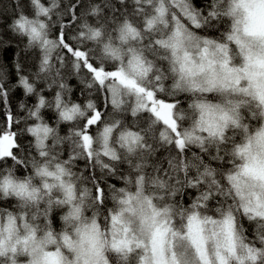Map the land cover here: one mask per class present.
Here are the masks:
<instances>
[{
    "label": "snow or ice",
    "instance_id": "obj_1",
    "mask_svg": "<svg viewBox=\"0 0 264 264\" xmlns=\"http://www.w3.org/2000/svg\"><path fill=\"white\" fill-rule=\"evenodd\" d=\"M29 4L30 13L17 0L11 29L42 50L40 72L63 51L61 63L86 70L110 111L57 92V127L76 122L62 137L40 115L52 107L40 96L27 148L7 113L0 163L13 165L0 170V201L16 203L0 208V264H264V0H210L206 13L192 0H103L79 14L83 0H69L71 20L97 18L71 40L67 25L49 38L58 0ZM208 29L219 37L199 34ZM81 159L124 186L73 172ZM21 166L28 175H16Z\"/></svg>",
    "mask_w": 264,
    "mask_h": 264
},
{
    "label": "trees",
    "instance_id": "obj_2",
    "mask_svg": "<svg viewBox=\"0 0 264 264\" xmlns=\"http://www.w3.org/2000/svg\"><path fill=\"white\" fill-rule=\"evenodd\" d=\"M44 2L46 6H51V0H44ZM113 2H115V0H113ZM209 2L210 0H192V3L195 5V7L201 9L205 13L208 10ZM16 3L17 0H0V73H2V75H0V85L4 87V90L7 93V102H5L3 98H0V127L5 125L6 115L9 111L12 113L14 120H16V111H18L17 107L19 104L17 102L18 97L20 96V91L18 89H12L16 82H18V80L15 79L16 77H24L28 80L29 83L33 85L34 93H32L31 95L34 99L35 105L38 104L39 97L43 96L46 103L51 102L53 106L55 102L53 95L57 93H51L50 91L54 88V86H59L61 83H66L67 87L69 88L66 77L64 75V71L59 70L60 68H62V65L60 64L61 61L58 58L59 56L56 57L59 53H53L51 55V67L49 69H46L47 74L44 73L37 75V69L40 67L43 56L41 49L37 46L30 45L27 36L15 33L11 29V25L16 18L15 13L19 11V9H16L15 7ZM21 3L22 6H26L25 11L30 13L31 6L29 4V0H21ZM58 3L61 6L53 10V16L51 20L53 30H50L49 36L56 34L57 31L60 30L61 25H67V36L68 39L71 40L72 36L77 34L78 30L80 29V25L84 22V19H86L89 24H92L93 21H95L94 24L97 23V18L91 15L85 16L79 21L71 20L69 15H64V8L68 5L69 0H58ZM83 4L84 7L78 9V14L80 12L87 11L91 7V5H102L103 0H83ZM105 12L107 13V9H105ZM107 14L111 15V13ZM221 31H223V29H221ZM199 34L219 37L220 32L216 31L215 29H208L206 32H199ZM90 44L91 43H89V45ZM17 65H19V68H17ZM78 74L82 76L83 79L81 78L80 83L72 87L77 88V90L71 93L70 100H72L73 102L74 99H77V101L80 102V105L83 108H85V106H83L81 102L91 101L98 106V110L110 111V108L105 110L103 107V105L105 104L104 93L98 92L95 86L93 88L87 87V81L89 77L87 76L86 70L80 71ZM168 83L170 84L171 81H168ZM59 92L63 98L66 96L65 90L60 89ZM182 100V106L186 107L187 100L184 98H182ZM50 108L51 107L41 108L40 115L43 119H49V122H47L49 126L57 127V120H55L53 117L50 118ZM66 128L67 123L60 122L57 130L62 132ZM11 130L17 133H21V135L19 136L20 142L25 146V148H27V138L25 134L21 132L18 125H14ZM32 139L34 140L33 137ZM46 143L49 142L46 141ZM31 151L34 152L35 149H31ZM158 155L160 157L159 162L162 163L163 167H167V161L164 160V157L167 156L168 153L161 150ZM189 155H191V153H189ZM68 156L69 153H67L65 150L62 151V159H68ZM10 162L11 160L9 159L6 163H0V170H2L3 168H8ZM9 167L12 166L10 165ZM127 168L128 165L124 164L119 167V171L125 172ZM19 169L21 171V175ZM28 174L29 171H26L23 166L19 167L16 171V175L19 177H24ZM93 175L97 177L98 181L105 187L106 190H108L109 186L111 185H115L117 188L124 186L123 181L120 180L118 176L111 177L103 173L99 175ZM84 186L91 188L92 184L87 183ZM189 191H192L193 196L195 195L194 190ZM177 199H179V197H177ZM183 202L185 206H187V204L191 203V197L185 196ZM15 203L16 201L14 202V199L0 201V208L12 209ZM108 205L111 206V200L108 201ZM86 214L91 215V212L89 211ZM58 225L60 226V222H58ZM59 226H57V228H59ZM245 226L249 229L248 235L251 239L253 226L249 225L247 221H245Z\"/></svg>",
    "mask_w": 264,
    "mask_h": 264
},
{
    "label": "bare ground",
    "instance_id": "obj_3",
    "mask_svg": "<svg viewBox=\"0 0 264 264\" xmlns=\"http://www.w3.org/2000/svg\"><path fill=\"white\" fill-rule=\"evenodd\" d=\"M16 13H17V12H16ZM16 13H15V14H16ZM94 23H95V21H93L92 24L94 25ZM51 30H53L52 25H51ZM59 31H60V30H58L56 34H54V35H52V36H49V38H50V39H55V38L57 37V35L59 34ZM28 41H29V40H28ZM89 47H94V45L90 44ZM41 52H42V50H41ZM59 52H60L59 50H54V51H53V53H59ZM61 52L63 53L62 56H64L65 53H64L63 51H61ZM53 53H52V54H53ZM50 58H51V57H50ZM51 62H52V61H50V63H51ZM37 71H38L39 74H44V73L47 74L46 70H45L44 72H40V67L37 69ZM75 72H76V73H75ZM64 73H65L64 75H65V77H66V81H67V84H68V86H69V89H70V95H71V93H73L74 91L77 90V88H72V87H73L74 85L80 83V79H81V78L83 79V77L80 76V75L78 74L79 72H77V71L72 67V63H71V61H70V65H69L67 62L65 63V72H64ZM15 79H17L18 82H16V84L14 85V87H13L12 89H18V90L20 91V96L18 97V102H17V103H19V104H18V107H17L18 111H16V121L19 122L17 125H18V127L20 128L21 132H23V133L25 134L26 138H27V146H28L29 143L33 141V139H32V137L30 136V134L26 133V132L23 131V130L26 129V127L32 125L33 122L35 121V118H34V117L29 118V110H34L35 102H34V99H33L32 95L26 93V90L24 89L23 84L20 82V78L16 77ZM70 85H71V86H70ZM12 89H11V91H12ZM78 93H79V92H78ZM104 99H105V98H104ZM80 100H81V99H80ZM88 102H89V101H87V102H81V104H82L83 106H85L84 109H86V106H87ZM73 103L80 105V102L77 101V99H74V100H73ZM104 103H105V100H104ZM21 104H23L24 107H21ZM80 106H81V105H80ZM81 107H82V106H81ZM82 108H83V107H82ZM109 108H110V107H109ZM104 109H105V108H104ZM105 110H106V109H105ZM56 113H57V112H56ZM57 115H58V113H57ZM57 119H58V118H57ZM35 122L38 123L39 121H35ZM62 122L67 123V128H66L64 131H62V132L58 131V134H59L60 136L63 137V136H67V135H69V132H70V131L72 130V128L76 125V122H73V121H62ZM51 127H52V126H51ZM95 131H96V128H95V126H93V127H92V132H93V134H95ZM62 148H63V149H62ZM61 149H62L63 151L65 150L67 153H69L67 142L61 144ZM105 159H107V158H105ZM10 165H11V166L13 165V162H12V161L10 162L9 166H10ZM9 166H8V168H9ZM25 170H26V171H29V170L26 169V168H25ZM72 170H73V172H76L77 174H80V173L83 172V173H85V174L88 175V176H91V175H93V174H97V175H99V174L102 173L101 169L98 168V167L95 168V169H92L91 167L87 166V165H86V161H84L83 159H81V160H77V161L75 162V164H74ZM19 172H20V175H21V171H20V169H19ZM82 186H84V185H82ZM14 202H15V200H14ZM58 215H59V213H57V217H58ZM57 221L59 222L58 218H57ZM58 222L56 223V227L59 226V225H58Z\"/></svg>",
    "mask_w": 264,
    "mask_h": 264
},
{
    "label": "rangeland",
    "instance_id": "obj_4",
    "mask_svg": "<svg viewBox=\"0 0 264 264\" xmlns=\"http://www.w3.org/2000/svg\"><path fill=\"white\" fill-rule=\"evenodd\" d=\"M51 25H52V23H51ZM62 52L60 51L59 52V54L56 56V57H61L62 56ZM60 60V59H59ZM66 62L70 65V60H66ZM65 62V63H66ZM65 63H60L61 65H62V68H60L59 70L60 71H64L65 72ZM66 84V83H65ZM60 87L59 86H54V88L50 91L51 93H57V92H59L60 91ZM66 91V96L63 98L62 96H61V98L63 99V100H65L66 102H70V104L71 103H73L72 102V100H70V89L67 87V90H65ZM54 96V101H55V96H56V94H54L53 95ZM70 106V105H69ZM54 118L55 120H57V118H58V115H57V113H56V111H55V109H54V105L50 108V118ZM45 122H49V119H43ZM39 123V122H38ZM59 148L61 149V145H59Z\"/></svg>",
    "mask_w": 264,
    "mask_h": 264
}]
</instances>
